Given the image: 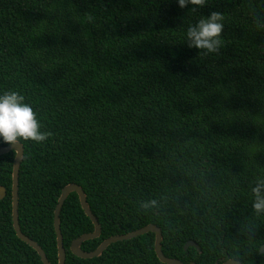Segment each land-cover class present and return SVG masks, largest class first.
Instances as JSON below:
<instances>
[{
  "label": "trees",
  "instance_id": "obj_1",
  "mask_svg": "<svg viewBox=\"0 0 264 264\" xmlns=\"http://www.w3.org/2000/svg\"><path fill=\"white\" fill-rule=\"evenodd\" d=\"M217 12L216 52L189 47L185 33ZM30 103L38 143L20 140L19 222L58 264L55 210L62 190L86 192L106 239L150 224L164 254L184 264H264V215L250 187L264 178V0H0V92ZM8 146L0 143V148ZM0 156V264H44L16 234L13 168ZM61 228L66 264H164L154 233L81 259L72 242L95 226L77 193ZM188 241H194L185 250ZM229 259V260H230Z\"/></svg>",
  "mask_w": 264,
  "mask_h": 264
},
{
  "label": "clouds",
  "instance_id": "obj_2",
  "mask_svg": "<svg viewBox=\"0 0 264 264\" xmlns=\"http://www.w3.org/2000/svg\"><path fill=\"white\" fill-rule=\"evenodd\" d=\"M181 9L191 5L193 10L202 6L205 0H176ZM223 17L212 12L207 17H201L194 25L188 27L185 36L189 47L204 50L207 53L216 52L220 45L223 31ZM50 133L41 131L40 121L30 103L16 90L0 92V143L13 146L20 140H31L42 143ZM251 207L256 215H264V178H258L250 187ZM222 264L230 259L223 252Z\"/></svg>",
  "mask_w": 264,
  "mask_h": 264
},
{
  "label": "water",
  "instance_id": "obj_3",
  "mask_svg": "<svg viewBox=\"0 0 264 264\" xmlns=\"http://www.w3.org/2000/svg\"><path fill=\"white\" fill-rule=\"evenodd\" d=\"M11 151L16 152V157L14 161V168H13V189H12V196H13V222H14V229L16 231L17 236L24 242H26L29 246H31L33 249L37 251V253L40 255L42 262L44 264H52L43 248L33 239L26 236L21 229L20 222H19V177H20V168L21 164L24 158L25 149L22 143H16L13 146H5L0 148V156H3L7 153H10ZM77 193L80 199V203L82 206V209L85 211L86 215L92 220L95 231L93 233H87L79 238L75 239L72 242L71 245V251L73 255L76 257H79L81 259H93L96 257H99L103 254V252L112 244L130 240L137 238L139 236L148 234V233H154L156 235L155 239V250L156 254L159 258V260L164 264H184L179 259H173L167 257L162 249V242H163V233L162 229L158 227L157 225L150 224L142 229L136 230L131 233H127L124 235H117L110 237L106 239L96 250L92 252H86L82 249V244L88 240H93L96 238H99L102 234V227L98 220V218L94 215V213L91 211L90 206L87 201V195L86 192L83 190V188L78 184H69L67 185L61 193V196L59 198L56 210H55V217H54V224H55V230L57 234V243H58V256H59V262L58 264H66L67 262V251L64 246V237L62 234V228H61V212L64 207V204L70 194ZM7 195L6 188L3 186H0V201L3 200ZM195 246L199 249V246L194 241H188L185 245V250L188 248ZM260 253L264 254V245L260 249ZM195 264V263H192ZM226 264H243L239 260L230 259L226 262Z\"/></svg>",
  "mask_w": 264,
  "mask_h": 264
},
{
  "label": "bare ground",
  "instance_id": "obj_4",
  "mask_svg": "<svg viewBox=\"0 0 264 264\" xmlns=\"http://www.w3.org/2000/svg\"><path fill=\"white\" fill-rule=\"evenodd\" d=\"M7 191V190H6Z\"/></svg>",
  "mask_w": 264,
  "mask_h": 264
}]
</instances>
